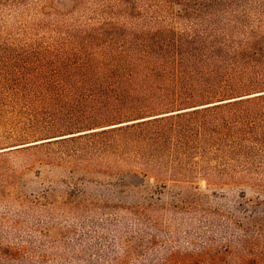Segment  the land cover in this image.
<instances>
[{
    "label": "rangeland",
    "instance_id": "374dc122",
    "mask_svg": "<svg viewBox=\"0 0 264 264\" xmlns=\"http://www.w3.org/2000/svg\"><path fill=\"white\" fill-rule=\"evenodd\" d=\"M100 1L0 0V264H159L175 250L224 251L240 235L225 229L226 215L248 220L252 206L264 203V189L254 183L206 188L194 177L202 191L171 182L160 186L153 178L134 187L125 176L122 183L105 168L109 160L94 138L19 148L80 130L83 120L105 124L97 102L60 99L38 85L74 72L87 34L103 32L80 27L101 17ZM237 2L224 14L178 15L170 12L176 6L143 15L151 26L177 32L241 27L239 42L263 16L253 0ZM133 30L129 26L113 39L114 31L106 30L103 37L115 45ZM237 73L247 84L262 79L264 68L249 62ZM251 162L253 178L264 179V151ZM136 204H151L154 211L140 218L131 210ZM10 250L17 255L5 253Z\"/></svg>",
    "mask_w": 264,
    "mask_h": 264
},
{
    "label": "trees",
    "instance_id": "16d2710c",
    "mask_svg": "<svg viewBox=\"0 0 264 264\" xmlns=\"http://www.w3.org/2000/svg\"><path fill=\"white\" fill-rule=\"evenodd\" d=\"M253 1L263 19L236 42L241 27L177 32L151 26L143 13L177 6L178 11L170 12L224 14L226 7L238 5L237 0H150L147 5L143 0H101V17L80 27L103 32L87 34L74 72L53 75L38 85L60 99L97 102L105 124L83 120L78 122L83 129L19 148L94 138L99 153L109 160L105 168L121 181L129 176L134 187L153 178L160 186L171 182L202 191L196 177L206 188L254 183L264 189V179L252 176L251 162L264 151V73L247 84L237 73L249 62L264 68V0ZM129 26L135 30L115 45L103 37L104 31H114L109 37L113 39ZM153 207L136 204L131 210L147 218ZM252 207L248 220L226 215L225 229L240 235L224 251L175 250L159 264H264V203ZM5 253L17 255L13 250Z\"/></svg>",
    "mask_w": 264,
    "mask_h": 264
}]
</instances>
